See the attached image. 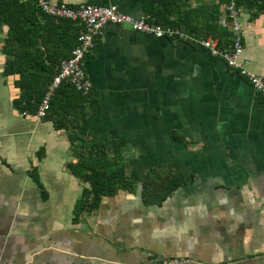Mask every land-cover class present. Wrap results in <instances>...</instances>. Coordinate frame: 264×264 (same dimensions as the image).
Wrapping results in <instances>:
<instances>
[{"label":"crops","instance_id":"obj_1","mask_svg":"<svg viewBox=\"0 0 264 264\" xmlns=\"http://www.w3.org/2000/svg\"><path fill=\"white\" fill-rule=\"evenodd\" d=\"M49 1L148 19L141 0ZM224 3L190 0L181 12L207 38L218 6L226 46ZM239 8L244 58L264 76V13ZM7 34L0 20V264H264V94L246 76L200 45L105 25L85 56L87 118L110 155L120 145L134 184L89 210L68 133L14 104ZM165 178L182 182L161 201L145 194V181Z\"/></svg>","mask_w":264,"mask_h":264},{"label":"trees","instance_id":"obj_2","mask_svg":"<svg viewBox=\"0 0 264 264\" xmlns=\"http://www.w3.org/2000/svg\"><path fill=\"white\" fill-rule=\"evenodd\" d=\"M141 1L150 22L178 26L198 35L197 30L184 19L192 15V11L186 14L181 12L190 0ZM238 5L255 15L264 13V0H238ZM210 8L215 12L207 21L208 27H212L207 34L215 38L230 36L219 25L218 6L212 5ZM0 20L8 26L3 44L6 55L4 73L16 76L14 84L20 89L14 104L23 112L35 114L61 61L68 58L76 46L80 26L73 20L56 19L45 14L34 0H0ZM90 99L91 89L83 93L74 84L63 82L56 90L50 111L44 118L52 121L57 129L65 130L70 141L75 144L79 161L71 164L70 168L83 182L89 184L84 188L81 206L94 210L103 197L114 195L120 188L134 183L126 175V163L120 145H116L114 154L110 155L106 143L97 140L91 133L87 118ZM160 180L143 183L145 194L154 191L159 201L182 182L167 178Z\"/></svg>","mask_w":264,"mask_h":264},{"label":"built area","instance_id":"obj_3","mask_svg":"<svg viewBox=\"0 0 264 264\" xmlns=\"http://www.w3.org/2000/svg\"><path fill=\"white\" fill-rule=\"evenodd\" d=\"M34 1L43 12L54 18L70 19L81 26L77 44L71 55L61 61L57 73L47 86L36 112L40 118H44L50 111L51 100L63 82L68 81L74 84L83 93L90 91L91 85L85 69V56L95 47L97 36L109 23L126 24L138 32L200 45L207 49L211 55L224 60L231 68L246 76L256 92L264 94V76L252 72L244 58L243 25L240 19L241 10L238 0H226L224 3L225 15L220 22L222 26L229 28L233 33L232 42L226 46H221L218 40L213 37L204 38L178 26L150 22L146 16L135 17L124 13L115 5L103 6L87 2L72 6L64 2L51 3L49 0ZM178 262L177 259L171 258L164 261L165 264Z\"/></svg>","mask_w":264,"mask_h":264},{"label":"rangeland","instance_id":"obj_4","mask_svg":"<svg viewBox=\"0 0 264 264\" xmlns=\"http://www.w3.org/2000/svg\"><path fill=\"white\" fill-rule=\"evenodd\" d=\"M147 195V194H146Z\"/></svg>","mask_w":264,"mask_h":264}]
</instances>
